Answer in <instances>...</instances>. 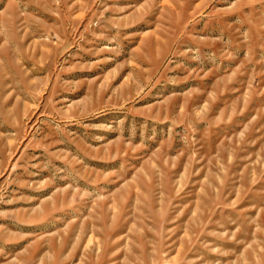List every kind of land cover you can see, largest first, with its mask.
Instances as JSON below:
<instances>
[{"label": "rangeland", "instance_id": "1", "mask_svg": "<svg viewBox=\"0 0 264 264\" xmlns=\"http://www.w3.org/2000/svg\"><path fill=\"white\" fill-rule=\"evenodd\" d=\"M0 264H264V0H0Z\"/></svg>", "mask_w": 264, "mask_h": 264}]
</instances>
